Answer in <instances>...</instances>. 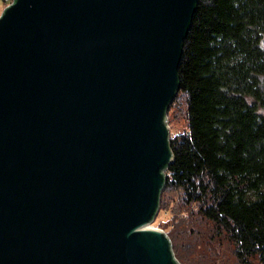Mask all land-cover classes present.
Masks as SVG:
<instances>
[{
    "label": "water",
    "instance_id": "95a60500",
    "mask_svg": "<svg viewBox=\"0 0 264 264\" xmlns=\"http://www.w3.org/2000/svg\"><path fill=\"white\" fill-rule=\"evenodd\" d=\"M197 0L0 14V264H179L153 228Z\"/></svg>",
    "mask_w": 264,
    "mask_h": 264
},
{
    "label": "trees",
    "instance_id": "16d2710c",
    "mask_svg": "<svg viewBox=\"0 0 264 264\" xmlns=\"http://www.w3.org/2000/svg\"><path fill=\"white\" fill-rule=\"evenodd\" d=\"M177 76L166 116L181 98L187 130L159 199L177 197L173 255L226 245L234 264H264V0H197Z\"/></svg>",
    "mask_w": 264,
    "mask_h": 264
},
{
    "label": "rangeland",
    "instance_id": "374dc122",
    "mask_svg": "<svg viewBox=\"0 0 264 264\" xmlns=\"http://www.w3.org/2000/svg\"><path fill=\"white\" fill-rule=\"evenodd\" d=\"M1 13V8H0ZM180 102V103H179ZM181 98L179 101H176L173 108L168 113V124H169V132L170 139L177 136L178 134L186 132V121L184 118V107L181 104ZM161 209L158 210V213L153 223V228L160 229L164 231V227L166 231L171 228L173 225V220L175 216H179L180 213L177 212V197L172 192H164L161 197ZM177 225V223L175 224ZM180 229V227H176V230ZM165 232V231H164ZM200 249H196L195 251H199ZM184 254L187 255L188 260L195 264H234V258L231 253L230 247L226 245L214 246L212 253L203 249L200 250L199 253H193L192 251H184ZM212 254V255H211ZM179 263V262H178ZM180 264V263H179ZM256 264V263H252Z\"/></svg>",
    "mask_w": 264,
    "mask_h": 264
},
{
    "label": "built area",
    "instance_id": "2783aa9c",
    "mask_svg": "<svg viewBox=\"0 0 264 264\" xmlns=\"http://www.w3.org/2000/svg\"><path fill=\"white\" fill-rule=\"evenodd\" d=\"M12 3V0H0V8H1V13L2 11L9 6ZM0 13V14H1Z\"/></svg>",
    "mask_w": 264,
    "mask_h": 264
}]
</instances>
